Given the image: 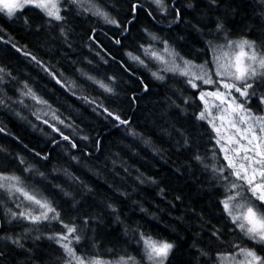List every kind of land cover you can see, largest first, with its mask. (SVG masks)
<instances>
[{
  "label": "trees",
  "instance_id": "trees-1",
  "mask_svg": "<svg viewBox=\"0 0 264 264\" xmlns=\"http://www.w3.org/2000/svg\"><path fill=\"white\" fill-rule=\"evenodd\" d=\"M94 2L119 27L81 3L61 9L62 21L33 6L12 18L0 12V163L9 166L0 175L32 178L25 191L59 214L35 224L13 219L21 210L0 189V237L24 245L0 239V264H64L63 249L48 239L64 224L77 228L73 247L86 260L148 264L141 234L173 245L164 264H221L241 248L264 258V244L248 239L221 203L244 182L230 175L212 125L198 119L202 82L192 88L179 68L165 72L155 60L167 48L211 67L213 48L233 39L264 51V0H164L166 11L153 0ZM254 87L245 106L258 115L264 79ZM238 190L241 203L264 209Z\"/></svg>",
  "mask_w": 264,
  "mask_h": 264
},
{
  "label": "snow or ice",
  "instance_id": "snow-or-ice-1",
  "mask_svg": "<svg viewBox=\"0 0 264 264\" xmlns=\"http://www.w3.org/2000/svg\"><path fill=\"white\" fill-rule=\"evenodd\" d=\"M80 2L81 0H71V3L74 4H79ZM58 3L59 0H0V12L5 13L9 18H12L18 10H23L27 6H33L44 12L50 20L62 21L64 17L60 15L61 9L58 6ZM153 3H155L162 11L167 10L164 5V0H153ZM212 3H215V0H212ZM135 7L136 6L133 5V10H135ZM89 10H92L94 15L104 18L107 23L115 24L119 27L117 21L110 19L108 14L104 12L101 7L93 5L92 9ZM176 16L177 19H179L180 13L177 12ZM217 28L219 30L222 28V25H217ZM153 39H157V37H153ZM115 43L119 44L120 40H116ZM224 49H228V51H225ZM213 51H217V48L214 47ZM132 58L139 59L138 57ZM33 59L35 58L33 57ZM140 62L143 63V61ZM215 62V75L220 78L219 81H214L208 73L204 72L203 65L199 66L201 73L203 74H196L185 70L181 72V75L190 77L188 83L192 88L198 87V84L195 82L197 80L201 81L203 84L218 85L217 91L200 92V99L205 101V111L200 113L198 119H208L211 115L208 111L209 106L205 98L214 97L220 101V105L227 104V107H223L222 109V115L218 117L220 120H226L231 127H237V124L247 125L243 130L244 135L240 138L247 139L249 147L243 145H241V147L245 153L251 152L253 155L246 154L243 156L242 159L246 163L242 162L237 164L236 161L238 157H232L229 155L230 151L238 152V149H228L223 146L221 148V150L225 152L224 159L228 162L226 167L232 169L230 175H234L237 180L244 182L243 185L233 183L231 185L232 191L221 201V203L224 211L231 218L232 222L237 225L248 239L255 243L264 244V209L258 208L251 199L245 200V202L241 203L240 199H243V197L241 191L238 190L243 188L244 191L251 193V197L260 201L261 204H264V115H255L245 106L246 101L256 95L254 85L257 78L264 79V51H261L254 41L229 40L226 45L220 46L219 54L215 56ZM37 63L39 62L37 61ZM184 67L185 69H190L195 66L192 65L190 61H184ZM165 70L176 71L178 69L173 68ZM2 72L3 69H0V73ZM153 75L155 76L156 73H153ZM157 78L163 79V77ZM0 81H2V77H0ZM57 82L59 83V81ZM94 82L98 83L106 92L113 91L101 81ZM220 88L225 91L219 90ZM233 93H238L239 96L236 97ZM24 95H30L33 99H37L31 90L24 93ZM228 98H230V100ZM259 101L260 104L264 105V95L259 97ZM37 102L44 103L40 100H37ZM0 104H3L2 99H0ZM220 105H214V107L219 108ZM105 111L108 116L113 117V119L118 121L119 124L125 125L128 123V121L122 119L118 114H114L107 109H105ZM237 117L238 120L236 119ZM215 119H217V117L209 119V123L219 137L217 139V144H220L223 137L220 136V128L214 123ZM53 130L58 131L56 128H53ZM237 131L239 132L240 129L237 128ZM63 139L68 140L69 137L63 136ZM85 139H87V137H85ZM229 142L238 143L239 141H233L232 138L229 137ZM72 146L76 147L75 144ZM196 158L198 160L200 159L199 157ZM213 171L223 173L224 168L213 169ZM257 177H259V179H257ZM0 189H5L10 194L13 192L20 193L25 200L36 205L40 210L39 214L36 215L25 211H20L19 213L11 212L10 215L13 219L23 218L29 220L33 224L42 220L59 219V214L55 212V209L48 201L37 199L34 195H30L25 191L24 187L21 186L19 177L0 175ZM49 213H52L53 215L49 216ZM63 227L66 231L50 236L48 239L55 240L63 249L64 255L67 257L64 264H104L103 261L96 259L86 260L77 255L73 244H78L81 240V236L77 234V228L74 225L69 226L68 224H64ZM213 235H216V233H213ZM0 239L10 240L11 243L19 248L24 247L21 240L18 238L0 237ZM141 239L143 240L144 254L150 264H164L173 245L166 241H156L151 237H144L143 234H141ZM240 253L247 259V264H264V258L258 256L255 251L241 248ZM116 264H136V262L133 257H128L127 260L121 258Z\"/></svg>",
  "mask_w": 264,
  "mask_h": 264
},
{
  "label": "rangeland",
  "instance_id": "rangeland-1",
  "mask_svg": "<svg viewBox=\"0 0 264 264\" xmlns=\"http://www.w3.org/2000/svg\"><path fill=\"white\" fill-rule=\"evenodd\" d=\"M94 1L95 0H93V1L90 0V2H88V0H81L80 3L86 4L88 7H90V9H92L93 5L98 6V4ZM105 1L109 2V3L113 2V3L118 4V5H119V3L122 2V0H105ZM69 2H71V0H59L58 6L60 7V9H63V8L65 9ZM102 10L104 12H106L107 14H109L106 10H104V9H102ZM90 11L92 12V10H90ZM240 40H245V39H233L231 41H240ZM163 46H165V45H163ZM219 48H220V46L217 47V54L216 55L219 54ZM224 50L228 51V49H224ZM157 53H159V55L157 54L158 56L155 58V60L159 61L160 64H162V63L167 64V66H166L167 69H173V68L178 69L179 68V70H181V71L187 70V71H190V72H193L196 74H203V73H201V69L199 67V66L203 65L204 66V72L208 73L214 81L220 80V78L215 75V72H216L215 58H213V60L211 61V64H212L211 67L209 65H206L205 63H199V64H192L191 63L195 67H192L190 69H185L184 60L181 59L180 57L177 58L175 56V54H173L171 52V50L169 51V49L166 50L163 48L162 51L157 52ZM168 71H173V70H168ZM165 72H166V70H165ZM176 72H177V70H176ZM197 81H199V80H197ZM202 85L204 86V89L202 90L204 92H213V91L218 90L217 84L209 85V84H203L202 83ZM219 90L225 91L222 88H220ZM233 95L238 97L239 94L233 93ZM199 97H200V94H199ZM205 99H206L208 106H209L208 111L211 113V115L208 117V119H205V120L209 121V119H212L213 117H217V119L214 120V123L221 130L220 136L223 137V139H221V142L219 145L221 146V148L223 146V147L228 148V149H238L239 150L238 152L237 151H230L229 155L232 157H238V159L236 161L237 164L244 162L242 159L244 155H246V154L247 155H253V153H251V152L245 153L243 148L241 147V145H243L245 147H249L248 146V140L240 138L242 135H244L243 130H244V128L247 127V125L237 124V127H231L227 123L226 120L222 121L218 118L220 115H222V109H223V107H227V104L220 105V101L215 99L214 97H206ZM228 99L230 100V98H228ZM202 104H203V108L205 111V101H202ZM214 105H220V107L217 108V107H214ZM258 115H264V110L261 114H258ZM236 119L238 120V117ZM237 128L240 129L239 132L237 131ZM257 134H259V133H257ZM229 137H231L233 141H239V142L238 143H235V142L230 143ZM218 138L219 137L217 136V139ZM223 154L225 156V152H223ZM244 163H246V162H244ZM0 165L5 166V167H9L8 163H6V162H4V163L1 162ZM25 174L26 175L28 174L26 169H25L24 175ZM2 176H16V177H18L17 175H14V174H12V175L11 174L10 175L4 174ZM19 178L21 181V186L25 187L26 189H29L28 187L35 186V184L32 183V182H34L32 180V178H29V177H26V179L24 177H19ZM257 179H259V177H257ZM6 192L8 194V197L10 199H12L14 202H16L15 205H17L21 211L31 212L34 215L39 214L40 210L38 209V207L36 205L30 203L29 201L25 200L24 197L20 193L13 192L10 194L7 190H6ZM36 198L42 199L41 197L40 198L36 197ZM42 200H44V199H42ZM27 221H29V220H27ZM220 261H221V264H247V259L245 258L244 255H242L240 253V249L231 253V254H227L224 257H221ZM104 264H116V263L104 262ZM148 264H150V262Z\"/></svg>",
  "mask_w": 264,
  "mask_h": 264
},
{
  "label": "bare ground",
  "instance_id": "bare-ground-1",
  "mask_svg": "<svg viewBox=\"0 0 264 264\" xmlns=\"http://www.w3.org/2000/svg\"><path fill=\"white\" fill-rule=\"evenodd\" d=\"M115 6H116V7H120V3H119V5H118V4H115Z\"/></svg>",
  "mask_w": 264,
  "mask_h": 264
}]
</instances>
